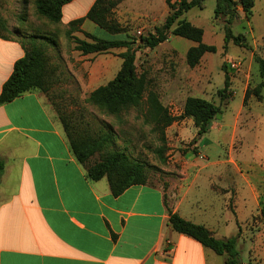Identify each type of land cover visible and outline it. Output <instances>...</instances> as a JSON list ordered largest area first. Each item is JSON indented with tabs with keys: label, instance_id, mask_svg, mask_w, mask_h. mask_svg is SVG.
Wrapping results in <instances>:
<instances>
[{
	"label": "crops",
	"instance_id": "crops-1",
	"mask_svg": "<svg viewBox=\"0 0 264 264\" xmlns=\"http://www.w3.org/2000/svg\"><path fill=\"white\" fill-rule=\"evenodd\" d=\"M95 1L73 0L65 5L57 26L69 29ZM97 29L90 20L80 26L93 35ZM55 30L47 21L31 22L27 17L12 30L20 36L0 37V94L15 63L26 54L28 42L23 37L53 36ZM81 34L73 36L85 40ZM174 38L182 46L176 54L185 63L195 44ZM211 54L202 58L200 76L192 80L182 76L177 92L192 86L196 94L188 97L221 105V115L201 138L190 118L168 128L177 146L196 141L197 153L177 152L163 164L165 174H159L157 182L132 186L118 197L113 196L107 178L97 182L87 178V169L74 155L47 94L27 92L1 105L0 159L5 169L0 176V264H225L224 256L174 231L169 210L205 226L218 239L237 238L240 255L248 258L241 259L242 264H264V98L252 95L245 103L253 75L252 63L246 67L244 62L238 72L228 67L233 99L221 103L218 92L224 85L216 87L214 65L206 63ZM84 59L83 65L91 68L83 84L85 93L91 89L89 94L112 81L123 65L118 55L93 62L88 61L89 55ZM261 81L259 76L256 85ZM162 82L166 92L173 78L166 75ZM158 88L150 90L173 116H181L188 97L178 112L169 108L174 103L172 92L163 96Z\"/></svg>",
	"mask_w": 264,
	"mask_h": 264
},
{
	"label": "trees",
	"instance_id": "trees-1",
	"mask_svg": "<svg viewBox=\"0 0 264 264\" xmlns=\"http://www.w3.org/2000/svg\"><path fill=\"white\" fill-rule=\"evenodd\" d=\"M73 0H35L36 14L49 24L57 26L63 17V7ZM123 0H96L87 15L70 23L67 36L72 37L73 32H81L85 40L74 37L75 50L82 55L111 53L117 49H126L119 57L123 59V65L117 76L107 85L101 86L89 96V102L112 115H120L129 110L146 107V121L154 125V130L163 135L165 130L176 121L190 118L198 129V138L207 134L212 122L222 113V106L199 97H188L185 101L183 114L173 116L168 107L164 106L159 95L149 89V80L146 74L137 72L135 65L136 54L132 44L125 39L104 40L80 30L85 20L95 23L100 29L111 35H120L124 29L112 19L113 10ZM170 14L166 17L162 27L156 28L154 34L140 38L144 47L155 49L165 43L170 37H179L192 41L195 45L190 47L186 54V63L190 68L197 67L207 53H216L217 47L204 42L205 31L194 25L185 15L192 9L206 8L205 0H167ZM251 19L255 0H216L214 17L224 19L225 44L233 41L235 45H243L246 38L243 34L235 36L232 24L238 17V7ZM26 9V8H25ZM28 14L24 10L21 21L27 19ZM2 26V25H1ZM4 29L5 27L2 26ZM7 31V30H5ZM17 37L21 35L17 32ZM25 35V34H23ZM0 37L6 38L0 31ZM27 39L25 56L15 63L14 71L3 85L0 94V106L10 103L27 92L41 91L49 94L55 82L56 68L53 66L48 53V46H57V41L50 35L24 36ZM90 41H88V40ZM259 67L261 83L247 91L245 103L254 95L263 100L264 89V59L255 56ZM225 72L224 88L218 95L221 103L233 99L230 88L228 67L223 65ZM259 92V93H258ZM146 97V99H145ZM57 116L61 121L69 139L71 149L79 163L87 169V178L97 182L107 178L113 196H120L125 190L135 185H145L149 178L146 165L138 160H133L124 151L108 152L107 147L112 143L113 135L110 131L100 129L95 131L90 125L74 120L73 116L66 114L58 106L54 105ZM194 144L196 141L193 142ZM195 153H197L196 149ZM163 152L160 150L159 153ZM100 158L93 161V157ZM5 169V162L0 159V176ZM261 216L264 222V204L261 208ZM169 224L174 231L187 235L204 247L211 249L217 255L225 257V264H242L240 251L237 247V238L218 239L203 225L195 224L182 218L179 214L169 210Z\"/></svg>",
	"mask_w": 264,
	"mask_h": 264
},
{
	"label": "rangeland",
	"instance_id": "rangeland-1",
	"mask_svg": "<svg viewBox=\"0 0 264 264\" xmlns=\"http://www.w3.org/2000/svg\"><path fill=\"white\" fill-rule=\"evenodd\" d=\"M205 5V9L194 8L185 17L194 25L204 29V42L206 44L217 47L216 53L206 56V63L214 65L212 72L216 87L219 88L224 85L223 65L228 67L229 61H238L242 65L245 62L246 67L249 62L252 63L254 88L259 79V67L255 61V56L264 59V0H255L251 19L243 12L242 7H238V17L234 20L231 28L235 36L239 34L245 36L246 43L240 46L235 45L233 41L225 44L226 23L224 19L214 17L216 0H205ZM24 10H26L31 22H46L35 14L33 0H0V31L2 34L18 35L12 30H15L17 24L21 22ZM170 12L166 0H123L113 10L111 17L124 29V33L111 35L102 29H97L93 33L104 40L125 39L130 42L136 54L137 72L146 74V78L149 80V89L159 86L158 89L163 93V96H165L164 93L167 95L172 92L174 103L169 108L179 112L183 101L188 96L196 94L192 86L190 90L184 91V93L177 92L181 88V78L186 74L191 80L200 76L201 74L198 73L197 69L201 63L195 68H190L186 62L184 63L183 60L179 59L176 50L180 52L182 46L179 41L177 44L178 38L170 37L167 42L155 49L144 47L140 40L142 36L154 34L156 28L162 27ZM1 25L5 28L3 29ZM43 27L49 29L46 25ZM66 31L67 29L56 26L54 38L57 41V46H48L51 62L57 64L56 80L48 94L52 104L58 106L66 114L73 116L74 120L76 119L84 125H90L95 131L100 129L110 131L114 140L108 145L107 151H124L131 159L143 162L146 165L147 176L152 182L159 180V174L161 177L165 174L161 167L165 166L163 164L170 161L177 152L186 154L187 152L195 153L194 149L197 151V148L194 147V141L189 144L182 142L177 146L174 138L176 136L169 132V127L165 130L164 135L160 131L154 130V125L146 121V107L144 105L136 109H129L116 116L90 103L89 92L91 89H87L85 93L83 84L88 82L91 68L89 65L86 67L83 65L87 61L84 59L85 55L75 50L74 36H67ZM75 33L76 31L73 32V34ZM81 37L84 35L81 34ZM182 40L185 45L193 44L192 41ZM125 51L126 49H117L111 53L89 55L91 59L88 61L93 62L98 57L120 56V52ZM66 60L70 63V67ZM158 66L163 68L159 69ZM166 75L168 77L171 75L173 82L172 88L165 92L162 90V81ZM241 95L239 92L237 102L241 100ZM261 147H264V144H261ZM160 150L163 152L159 153ZM221 153H224L223 148ZM99 158L96 155L93 157V161H97ZM241 259L248 260L244 254H242Z\"/></svg>",
	"mask_w": 264,
	"mask_h": 264
},
{
	"label": "built area",
	"instance_id": "built-area-1",
	"mask_svg": "<svg viewBox=\"0 0 264 264\" xmlns=\"http://www.w3.org/2000/svg\"><path fill=\"white\" fill-rule=\"evenodd\" d=\"M231 70L236 71L241 69L242 67V63L238 62V61H229V66H228Z\"/></svg>",
	"mask_w": 264,
	"mask_h": 264
}]
</instances>
